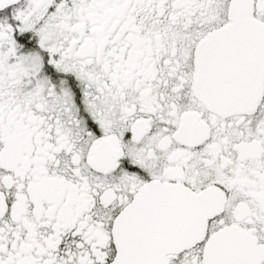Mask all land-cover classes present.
I'll return each mask as SVG.
<instances>
[{"label": "snow or ice", "instance_id": "6c2138e0", "mask_svg": "<svg viewBox=\"0 0 264 264\" xmlns=\"http://www.w3.org/2000/svg\"><path fill=\"white\" fill-rule=\"evenodd\" d=\"M0 264H264V0H0Z\"/></svg>", "mask_w": 264, "mask_h": 264}]
</instances>
